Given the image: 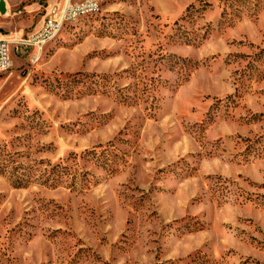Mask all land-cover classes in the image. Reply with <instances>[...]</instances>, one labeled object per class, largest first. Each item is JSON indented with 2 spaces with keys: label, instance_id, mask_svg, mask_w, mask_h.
Returning a JSON list of instances; mask_svg holds the SVG:
<instances>
[{
  "label": "rangeland",
  "instance_id": "374dc122",
  "mask_svg": "<svg viewBox=\"0 0 264 264\" xmlns=\"http://www.w3.org/2000/svg\"><path fill=\"white\" fill-rule=\"evenodd\" d=\"M88 1L0 72V264H264V0Z\"/></svg>",
  "mask_w": 264,
  "mask_h": 264
},
{
  "label": "built area",
  "instance_id": "2783aa9c",
  "mask_svg": "<svg viewBox=\"0 0 264 264\" xmlns=\"http://www.w3.org/2000/svg\"><path fill=\"white\" fill-rule=\"evenodd\" d=\"M98 4L94 1H88L81 4H72L67 0L59 15L52 18H47L42 26L34 32L28 39L22 37H2L0 38V72H3L12 65V47L15 45H29L37 50H41L43 45L53 40L55 35L60 30L65 22L76 20L77 18L96 13L98 11Z\"/></svg>",
  "mask_w": 264,
  "mask_h": 264
},
{
  "label": "water",
  "instance_id": "95a60500",
  "mask_svg": "<svg viewBox=\"0 0 264 264\" xmlns=\"http://www.w3.org/2000/svg\"><path fill=\"white\" fill-rule=\"evenodd\" d=\"M6 11L4 0H0V12L4 13Z\"/></svg>",
  "mask_w": 264,
  "mask_h": 264
},
{
  "label": "trees",
  "instance_id": "16d2710c",
  "mask_svg": "<svg viewBox=\"0 0 264 264\" xmlns=\"http://www.w3.org/2000/svg\"><path fill=\"white\" fill-rule=\"evenodd\" d=\"M200 3H201V5L204 4L203 2H200ZM239 3H241V2H239ZM191 8H192V9H196V8H194V6H190V7L187 9V10H188L187 12H189V10H190ZM186 14H187V13H186ZM184 16H185V15H184Z\"/></svg>",
  "mask_w": 264,
  "mask_h": 264
},
{
  "label": "bare ground",
  "instance_id": "6f19581e",
  "mask_svg": "<svg viewBox=\"0 0 264 264\" xmlns=\"http://www.w3.org/2000/svg\"><path fill=\"white\" fill-rule=\"evenodd\" d=\"M14 36H16V34Z\"/></svg>",
  "mask_w": 264,
  "mask_h": 264
}]
</instances>
